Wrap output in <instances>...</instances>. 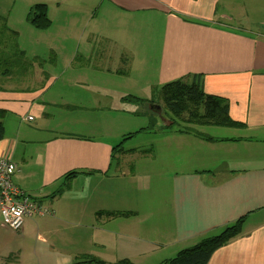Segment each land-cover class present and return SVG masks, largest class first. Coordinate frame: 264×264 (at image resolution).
<instances>
[{"label":"crops","instance_id":"crops-1","mask_svg":"<svg viewBox=\"0 0 264 264\" xmlns=\"http://www.w3.org/2000/svg\"><path fill=\"white\" fill-rule=\"evenodd\" d=\"M105 2L124 14H137L134 17L148 14L150 22L159 25L157 35H152L153 25L148 28L149 48L159 49L157 72L135 69L134 57L135 61L123 62L125 72L134 73L138 81L142 74L159 77L161 85L176 79L199 80L204 93L226 100L228 116L238 125H196L195 130L211 140L181 128L159 127L154 133L162 136L158 144H164L149 150L151 159L134 162L128 172L119 160L116 173L107 174L109 143L90 140L77 126L72 127L75 130L43 127L42 118H54L44 105H55L73 117L82 108L90 114V107L82 106L84 102L43 101L47 82L36 87L42 70L24 81L9 77L7 84L0 82V109L6 112L0 157L16 164L14 184L47 211L26 218L20 231L0 227V264H69L83 253H95L106 262L127 258L140 264L156 247L163 251L155 252V257L162 252L176 254L239 217L240 232L216 248L206 264H264V25H257L261 19L264 22V0H234L238 6L233 10L226 6L232 5L228 0ZM116 26L111 32L117 31ZM89 34L93 38L99 33ZM89 53L86 63L92 65L99 53L94 47ZM105 53L101 52L104 61L109 56ZM115 61L116 67L118 55ZM77 119L80 126L89 124L91 117L79 113ZM147 166L149 170L141 171L149 178L139 194L132 189L140 173L134 170ZM71 170L77 173L67 188L49 198ZM158 174L164 177L156 183ZM161 184L163 193L154 194ZM117 211L134 214L105 213Z\"/></svg>","mask_w":264,"mask_h":264},{"label":"rangeland","instance_id":"rangeland-1","mask_svg":"<svg viewBox=\"0 0 264 264\" xmlns=\"http://www.w3.org/2000/svg\"><path fill=\"white\" fill-rule=\"evenodd\" d=\"M105 1L100 5L97 4L100 0H0L2 45L10 44L9 42L14 39L18 49L24 52V60H43L40 64L38 60L32 63L26 73L18 74L15 72L17 69L11 75L0 72V82L7 84L9 77L13 80L24 81L29 75L36 77L37 73L42 70V77L36 87L45 85L47 82L48 88L42 97L43 101L53 99L56 103L84 102L86 105L82 106H88L92 109L88 114L82 108L80 112H75L76 116L73 117L71 112L67 114L64 109L57 108L55 105H44V110L53 113L54 118H42L43 127L48 125L57 130H75L72 127L77 126L76 130L85 131V136L90 140L99 144L102 142L109 143L112 147L122 141L125 152L118 155L119 160L124 165L125 172H128L129 167L134 162L146 163L147 159H151L152 154L149 150L154 145L163 147L164 143L158 144L163 141L162 136H158L154 131H157L159 126H163L169 120L173 121L171 128H182L186 124L182 120L185 118V114L181 115V119H178L163 108L159 93L161 86L159 77L155 79L153 76L142 74V80L138 81L134 73L133 75L131 73L130 76L124 70L123 62L125 59L133 60L134 57L138 59L135 69L141 66L143 72L146 73L149 67L150 72H157L154 68L158 67V59L160 61L159 49L152 47V45V48H149L148 33L150 29L148 28L153 25L154 32L152 35H157L159 25L151 23L148 14L140 17H134L137 14L127 15ZM39 2L46 3L48 17L51 21L50 26L44 29L36 28L26 20L30 7ZM228 2L232 3V5H226L229 6V9L233 10L234 5H237L234 0H228ZM236 10L238 14L242 13L239 7ZM232 13L234 18L235 12ZM262 20L257 23L258 26L264 25ZM3 24H5L6 29H2ZM115 26L117 31L111 32V28ZM13 31L14 36L11 34ZM91 31H96L99 34L93 35L94 37L91 38L89 34ZM109 38L113 39L110 40ZM155 45L156 43L153 42V46ZM90 47H94L99 53L92 65L86 63L90 55ZM101 52L109 55L106 61H104V55L101 56ZM116 55H118V59L120 58V62L118 61L115 67ZM144 67L145 69H143ZM2 68L0 64V70ZM35 72L36 74H34ZM77 75L78 77H74ZM74 78H78L80 82ZM129 94L145 99V101L137 103V101L121 100L122 97ZM86 99L87 103L82 101ZM151 103L160 105L161 111L159 113L150 111L149 105ZM79 113L82 116L86 115V117L90 115V123L78 126L77 114ZM147 126L149 127L144 130ZM10 128L11 124L7 122V133ZM139 129L143 130L137 131ZM216 129L218 128H206V130L214 133L218 131ZM154 157L157 162L161 160L158 152ZM109 167L106 171L107 174L116 173L114 172L117 168L115 167V160L109 162ZM142 168L149 170V166L135 169L134 172L140 173L132 185V189L139 194L143 193V185L149 178L145 171H141ZM155 170L158 171L159 169L156 168ZM163 177V174L155 175L156 183L162 181ZM163 190L161 184L157 186L154 194L163 193ZM160 203L162 204V201ZM158 205L160 204L158 203ZM118 208H122V206L118 205ZM97 216L96 214L98 219ZM208 236L211 235L201 239ZM161 251H163V247H156L151 256L142 257L139 261L140 264H159L175 255L171 252H162L159 255L161 257H155L157 255L155 252Z\"/></svg>","mask_w":264,"mask_h":264},{"label":"trees","instance_id":"trees-1","mask_svg":"<svg viewBox=\"0 0 264 264\" xmlns=\"http://www.w3.org/2000/svg\"><path fill=\"white\" fill-rule=\"evenodd\" d=\"M48 16L49 13L46 3L39 2L30 7L26 16V20L32 26L39 29H44L49 27L51 24V21ZM2 29H6L5 24L2 25ZM11 34L14 36L15 35L14 31L11 32ZM12 40L13 41L9 42L10 44L6 43V45L3 46L0 35V55H1L0 64L3 67L0 70L1 73H4L5 75H11L12 73H14L15 69H17L15 72H18V74L22 72L26 73V71L30 69L32 63L36 62V60H38L39 64L43 62L42 59H33L31 61L24 60L23 59L24 52L18 49L14 39ZM159 93L162 99V106L164 109H166L167 112L176 116V118L178 119H181L180 118L181 115L185 114L184 115L185 118L182 120L186 124H184L185 126H183L180 130L189 133H195L205 140H211L210 137L204 136L203 134L197 132L195 130L196 129L195 126L214 125V126L228 127V126L238 125V123L232 121L228 116V103L226 102V100L217 96L204 93L199 80H192L191 82H186L180 79L171 80L165 82L160 86ZM121 100L130 101V102L137 101V103L145 101V99L139 98L134 95H127L125 97H122ZM74 107L75 106H68V108H74ZM5 113L6 112L3 109H0V140L4 136L3 117ZM172 124L173 121L169 120L168 123H165L163 126H159V127L160 128L172 127ZM148 127L149 126L144 128V130H146ZM141 130L143 129H139L137 131H141ZM65 136L69 138L81 137L72 134H68ZM124 152L125 149H123L122 141H121L111 148L110 161L115 160V163L117 164V162L119 161V155ZM76 173H77L76 171H72V170L67 172L62 177L61 184L49 196V198H54L58 196L65 188H67L71 179L75 176ZM12 183L16 188H18L14 184L13 180ZM18 191L22 195H26L35 204L40 205V201L38 199L33 198V196L25 193V191H23L20 188H18ZM105 213L109 216L110 215L129 216L134 214L133 212H129V211H117V212H105ZM99 214L100 213L97 212V215ZM35 215L36 214H32V216ZM242 222H243L242 217H239L232 225L225 227L221 232L215 235L208 236L204 239H200L192 246L180 249L173 257L164 260L159 264H206L211 253L216 248L222 246L229 239L236 236L240 232L242 227ZM0 227L10 229L6 226L1 225V217H0ZM21 228H19L18 230H13V229L10 230L20 231ZM84 263L136 264L131 262L127 258H121L114 262H106L97 256L91 254H85V253L77 254L74 257V260L71 261L69 264H84Z\"/></svg>","mask_w":264,"mask_h":264},{"label":"built area","instance_id":"built-area-1","mask_svg":"<svg viewBox=\"0 0 264 264\" xmlns=\"http://www.w3.org/2000/svg\"><path fill=\"white\" fill-rule=\"evenodd\" d=\"M264 34V32H263ZM17 166L9 158L0 157V217L1 225L18 230L26 217L32 214L43 215L44 207L32 202L26 195L19 193L12 183Z\"/></svg>","mask_w":264,"mask_h":264},{"label":"water","instance_id":"water-1","mask_svg":"<svg viewBox=\"0 0 264 264\" xmlns=\"http://www.w3.org/2000/svg\"><path fill=\"white\" fill-rule=\"evenodd\" d=\"M149 109L152 110L153 112L159 113L161 111V106L155 103H151L149 105Z\"/></svg>","mask_w":264,"mask_h":264},{"label":"bare ground","instance_id":"bare-ground-1","mask_svg":"<svg viewBox=\"0 0 264 264\" xmlns=\"http://www.w3.org/2000/svg\"><path fill=\"white\" fill-rule=\"evenodd\" d=\"M24 223H25V222H24ZM23 225H24V224H23ZM23 225H22V226H23Z\"/></svg>","mask_w":264,"mask_h":264}]
</instances>
